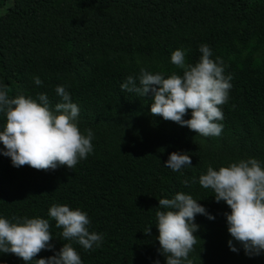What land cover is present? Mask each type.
I'll list each match as a JSON object with an SVG mask.
<instances>
[{"label": "trees", "instance_id": "trees-1", "mask_svg": "<svg viewBox=\"0 0 264 264\" xmlns=\"http://www.w3.org/2000/svg\"><path fill=\"white\" fill-rule=\"evenodd\" d=\"M202 44L231 76L228 100L219 106V136L204 137L153 116L151 93L139 97L120 87L130 75L139 84L141 69L182 76L172 52L185 50L186 63L194 65ZM0 85L10 98L39 102L44 93L52 110L62 102L56 86L63 85L79 108L81 133L94 134L93 151L74 169L17 168L0 151V217L50 223L54 247L35 259L71 243L82 264H166L158 251L159 199L184 192L215 217H195L192 264H264V252L247 255L235 241L237 251L231 250L224 215L231 209L199 184L209 166L219 170L255 158L264 167V0H0ZM190 118L191 110L184 119ZM5 124L0 113V130ZM174 151L188 153L192 165L166 167ZM53 204L85 212L88 230L103 236L100 245L86 250L64 240L48 215ZM150 226L149 236L144 232ZM0 264L35 260L0 253Z\"/></svg>", "mask_w": 264, "mask_h": 264}, {"label": "clouds", "instance_id": "clouds-1", "mask_svg": "<svg viewBox=\"0 0 264 264\" xmlns=\"http://www.w3.org/2000/svg\"><path fill=\"white\" fill-rule=\"evenodd\" d=\"M202 53L197 63H186V52L177 49L171 54V62L183 70V75L173 72L167 78L161 73L152 74L141 69L139 84L128 76L120 87L127 93L145 97L151 93L150 113L161 116L180 126H187L193 132L204 136H219L223 125V112L219 106L228 100L231 76L225 77L222 61L218 64L211 59V49L200 45ZM37 86L41 79L33 78ZM56 93L62 102L49 107L46 94H38V100L23 95L9 97L6 86L0 85V113L6 116V124L0 130L2 154L10 157L14 167L30 166L36 170H55L58 166L74 169L81 159L93 151V132L81 133L77 117L79 108L71 101L63 85L56 86ZM191 110V118L184 119ZM173 171H180L192 165L188 153L172 152L164 164ZM185 186L188 181L184 180ZM199 184L212 189L216 202L224 201L231 209L226 212L228 241L232 251L239 243L247 255L264 252V167L255 158L233 162L219 170L208 167L206 174L199 177ZM156 212L160 251L166 256V264H192L188 259L197 243L199 225L197 214L209 220L215 217L191 195L177 192L171 199H159ZM48 215L55 220L56 227L62 228V237L76 241L86 250L99 246L103 236L88 230L87 214L67 205L53 204ZM151 235V226L144 232ZM49 220L24 218L10 222L0 217V253H11L25 262L35 264H82L81 257L71 243H64L61 249L47 258L35 259L44 249H52ZM159 264V261H156Z\"/></svg>", "mask_w": 264, "mask_h": 264}]
</instances>
